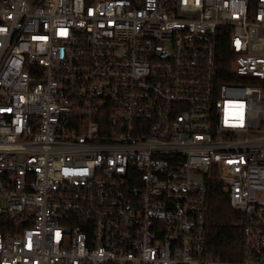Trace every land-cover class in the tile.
<instances>
[{
	"label": "built area",
	"instance_id": "1",
	"mask_svg": "<svg viewBox=\"0 0 264 264\" xmlns=\"http://www.w3.org/2000/svg\"><path fill=\"white\" fill-rule=\"evenodd\" d=\"M0 264H264V0H0Z\"/></svg>",
	"mask_w": 264,
	"mask_h": 264
},
{
	"label": "trees",
	"instance_id": "2",
	"mask_svg": "<svg viewBox=\"0 0 264 264\" xmlns=\"http://www.w3.org/2000/svg\"><path fill=\"white\" fill-rule=\"evenodd\" d=\"M233 57L229 51L228 36L223 34L218 45V64L223 81H231L227 76ZM240 220L239 213L230 208L228 198L214 183L208 194L206 215L205 246L209 256L223 261L238 258L241 247V228L238 227Z\"/></svg>",
	"mask_w": 264,
	"mask_h": 264
}]
</instances>
